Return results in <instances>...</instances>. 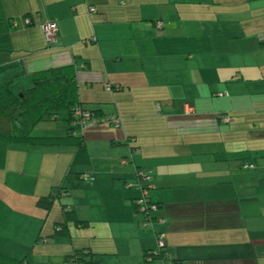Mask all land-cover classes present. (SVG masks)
<instances>
[{"label":"crops","instance_id":"crops-1","mask_svg":"<svg viewBox=\"0 0 264 264\" xmlns=\"http://www.w3.org/2000/svg\"><path fill=\"white\" fill-rule=\"evenodd\" d=\"M0 2L3 16L19 23L30 15L36 22L19 28L20 33L11 32V48L0 50V68L18 62L0 69L4 74L0 84L23 69L32 72L72 64L79 102L111 117L86 128L76 123L75 133L84 139L86 163H72L77 150L73 144L0 142V259H5L0 264H27L24 258L39 243L44 249L58 248L59 257L88 247L101 264L109 257L118 263L120 251L132 241L138 256L156 249L158 233H166L169 258L183 259L185 264H264L263 257L253 261L245 257L247 242H264V190H259L264 182V0H182V6L179 0ZM88 6L96 11L89 13ZM46 21H55L59 28L53 43L43 36L41 26ZM18 37L26 38L18 46L24 58L11 56ZM47 158L50 173L44 171ZM245 162L255 167L240 171ZM33 166V177L18 181L34 204L10 206L8 185L16 169L24 172ZM139 171L149 176L148 195L162 207L164 220L153 223L158 230L153 233L142 229L144 217L133 208L132 200L140 194ZM62 172L63 184L70 173L71 179L82 180L84 174L90 180L86 189H96L97 193H85L78 200L63 187L68 196L64 204L89 225L78 227L69 219V236L44 241L38 238L50 237L58 221L51 213L57 202L49 210L37 205L38 197L55 187L46 188L40 177L52 179ZM108 179L111 184L105 185ZM105 193L120 198L108 204L107 222L103 216L99 221L78 214L80 206L106 210ZM234 201L241 213L253 206L259 210L257 219H247L246 229L242 214L236 228H192L205 222L200 210L204 205ZM174 206L198 207L175 219ZM116 207L124 213L121 219L113 216ZM123 219H128L133 237L129 241L121 234L120 250L109 237L99 236L97 226L103 224L112 233V223ZM69 245L72 251L66 254ZM51 254L47 250L40 256ZM123 264L144 263L136 259Z\"/></svg>","mask_w":264,"mask_h":264},{"label":"trees","instance_id":"trees-1","mask_svg":"<svg viewBox=\"0 0 264 264\" xmlns=\"http://www.w3.org/2000/svg\"><path fill=\"white\" fill-rule=\"evenodd\" d=\"M87 9L89 13L96 11V8L93 6H88ZM25 19L29 20L28 23L23 22L24 19L17 23L11 18L5 19L0 13V50L11 48L10 34L13 30L23 29L36 24L30 15H26ZM14 65H18V62L8 63L1 68L13 67ZM23 79L26 80V83L22 82ZM77 108L91 112L99 120L98 123L111 120L109 115L101 114L98 109L84 108L81 102H79L74 66L72 64L49 67L32 72H27L25 69L21 73L15 72L0 84V142L39 146H65L73 144L77 147V150L73 156L72 163L74 165L86 163L87 155L85 153L83 136L75 133V125L79 121L74 116ZM56 118L63 119L68 124L63 135L45 136L32 134L33 129L39 122ZM81 126L82 128H86V126ZM254 167V164L250 162L242 164V168L253 169ZM139 169L141 170V168ZM260 185L259 190L263 191L264 182H261ZM62 189L57 187L56 191L52 190L47 194L39 196L37 205L49 210L56 198L67 196L66 190ZM139 196L140 194L132 202L134 211L144 217L141 223L143 227H152L156 221L160 222V220H164L163 214L160 213L162 207L159 203L153 201L148 195L146 205H140L136 203V200L140 198ZM150 206H155V210L151 209ZM197 207H171V209L176 210V213L172 211V216L175 219H180L186 216L188 212L196 210ZM60 209L62 219L54 223L50 237H39L38 239L45 241L49 238L69 236L71 233L67 222L69 219H72L78 227L89 225L87 220L76 219L77 216L72 206L62 204ZM200 210L203 212V216H206V220L205 222L201 221L196 227L192 228H203L205 226L212 229H230L241 225L240 206L236 201L222 204H208L204 205ZM169 212L171 213V211ZM156 239L157 248L144 251L143 258L145 261L154 262V260H157L161 264H185L183 259L169 258V255L166 253V243L162 240V233H158ZM95 255V252L90 248L82 247L74 249L70 254H67L65 260H73L77 264H101L96 260ZM245 257L252 261L254 258L264 257V242H247ZM0 260L2 262L5 261V259ZM17 264H24V262L18 261Z\"/></svg>","mask_w":264,"mask_h":264},{"label":"rangeland","instance_id":"rangeland-1","mask_svg":"<svg viewBox=\"0 0 264 264\" xmlns=\"http://www.w3.org/2000/svg\"><path fill=\"white\" fill-rule=\"evenodd\" d=\"M177 1V0H176ZM180 3L182 2V0H179ZM0 5L1 7L3 8L4 10V7H3V4L0 2ZM183 4H179V6H182ZM2 10V11H3ZM5 19H9L11 17H7V16H4ZM14 18L12 17V20ZM12 32H16V33H20V30H13ZM18 39H19V43H18ZM22 39H26L24 37H18L16 38V41H17V47H13L12 48V53H11V56H14V57H19V56H22L23 57V51H20L22 49H20V45L23 44V41ZM3 75L1 72H0V79L3 78ZM22 82H25L26 83V80L23 79ZM24 83V84H25ZM57 120H43L41 122H39L35 128L33 129V132L32 134L33 135H45V136H61V134L63 135L65 133V131L63 132V130H65L64 128H67L68 127V124L65 120L63 119H60V118H56ZM50 132H49V131ZM62 130V131H60ZM9 144V143H8ZM21 160L23 161V158H21ZM47 166L45 167V172L46 173H50V161H49V158H47ZM22 162H20V169L22 167ZM36 167H32L30 169H28V167H26V169L24 170V172L22 170H17L16 169V173L14 174L13 178H12V185H8L9 188H10V193L9 195L7 196V200L11 205H14L15 208H17L18 206L20 207L22 205L23 207V203L26 201V204L28 205V207L32 205V203L34 204V201H32V196H31V193H25L26 192V189L25 186H21V184L19 183V178H24V179H27L29 180V176H31V178L33 177L32 172H34V169ZM240 171L242 172H245V171H251L250 169H242V168H238ZM73 171H77L76 169H72ZM31 173V174H30ZM71 175H74L73 173H70L69 176L67 177V179L64 181V184L62 183L63 179H64V173L62 172L61 174H59L56 178H50L49 179V176H46V177H43L41 176L40 178H44L45 179V182H46V188H51V184L54 185L55 187L53 188L54 191L57 190L56 186H62L63 187H67L68 189V193L69 195H73V196H78V200L81 199V197H83L85 195V193H88L90 194V196L92 195V193H97L96 192V189H90V190H87L86 187H88L89 185V182L90 180H86L87 178V175H83V179L85 180H82L80 178H77L74 176V179H71L70 176ZM26 180V181H27ZM49 180V181H47ZM111 180H105L104 181V184L105 185H109L111 184L110 183ZM127 184V183H126ZM125 184V185H126ZM259 184V182H258ZM48 190V189H47ZM51 190V189H50ZM49 190V191H50ZM63 190V189H62ZM48 191V192H49ZM264 193V192H262ZM43 194H47V193H43ZM104 199H105V205L107 206V211L103 209V207L101 209H98L96 210V206H92L91 208H86V207H82L80 206L78 208V214H83V215H87V216H90V217H95L97 218L96 220H101L102 219V216H103V221L104 222H107V216L109 213V207H108V204L109 205H114L117 203V200H119L120 198L117 197V193H112L110 196L108 195V193H105L104 195ZM68 196H65V197H61V198H56V205L54 207V210L51 212L52 215L57 218L56 220H60V217L62 216V213H61V210H60V207L62 204H64L66 201V198ZM240 203L242 202L241 200L239 201ZM18 205V206H17ZM100 205V204H99ZM258 208L257 206H253L252 208H249V211H242V217H243V222H244V229L247 228V219L248 220H254L255 217L257 219V215H258ZM113 216H115L116 218L118 219H121L123 216H124V213L123 211L121 210V208L119 207H116L113 209ZM138 215V214H137ZM263 216V215H262ZM246 217V219H245ZM124 221H122V223H112V233H110L111 231L108 230L106 227L104 226H100V225H103V224H98L97 226V233L99 234V236H103L102 238H110L113 242H116V247L118 246L119 247V241L122 237H120L121 234H123V236L125 235H128V240L131 241L132 240V237L133 235H130L129 236V232H131V230H128L129 227L127 226V223H128V219H123ZM246 221V223H245ZM257 221V220H256ZM256 221L254 222V224H256ZM124 222V223H123ZM258 225H262V222L258 223ZM142 226V225H141ZM142 228V227H141ZM143 230L145 231H148L150 233H153L155 232V230L157 229H154L152 227H143L142 228ZM243 229V231L245 232V230ZM82 230L84 231H91L90 228H82ZM76 231H77V228L74 226L72 232H73V235L75 234L76 235ZM158 231V230H157ZM110 234V235H108ZM165 234H163L162 236V240L165 241L164 238L165 237ZM154 235V234H153ZM105 236V237H104ZM243 237H246V234H243ZM66 239H64L65 241ZM68 240V239H67ZM154 241H155V244L157 245V239H155V236H154ZM39 245H42V243H39L38 245H36V248H35V252H32L30 253L27 257L24 258V260H26L25 262H27V264H77L75 261L73 260H65L64 259V254L59 257L58 254L60 253L58 248L56 251H53L55 249H50V248H46L47 250H50V252L52 251V254L50 257H47L46 255L44 257H41L40 254L47 251L46 249L44 248H41ZM52 246H59L60 244H51ZM129 247H127L126 249H123L121 252V258H119V261L118 263H115L113 262L114 261V258L113 257H109V262L106 263V264H123L124 262L126 263H129L130 261L131 262H134V260L137 259V261H139L140 263H144V264H155V261L154 262H148V261H145L142 257V253L139 254V256L137 255L138 253H136V243L134 241H132L131 243H129ZM71 245L67 246L68 248V251L66 252L69 253L71 252V248H70ZM70 248V249H69ZM120 249V247H119ZM121 250V249H120ZM50 254V253H49ZM35 257V263L33 262V256ZM137 256V257H136ZM50 259V260H49ZM264 259V257H263ZM50 261V262H49ZM157 261V260H156Z\"/></svg>","mask_w":264,"mask_h":264},{"label":"built area","instance_id":"built-area-1","mask_svg":"<svg viewBox=\"0 0 264 264\" xmlns=\"http://www.w3.org/2000/svg\"><path fill=\"white\" fill-rule=\"evenodd\" d=\"M28 19H24L23 22L28 23ZM156 26H160V23H158ZM42 30L44 32V38L48 43H53L56 41L57 36H58V26L57 23L55 21H46L45 23L42 24ZM109 84H106V87H109ZM74 116L76 117V119H78L80 123V125L89 127L92 126L94 124L98 123V119L96 117L93 116V114L89 111H83L80 108H77L75 110V114ZM225 120V119H224ZM227 121V119L225 120ZM247 167V166H246ZM251 167V166H250ZM138 179L140 181V183H138L139 188H140V198L136 200V203L140 204V205H146L147 197H148V187L147 182L149 181V176L146 175L143 171H139L138 172ZM142 184V185H141ZM130 186V185H128ZM151 209L155 210V206H150ZM163 220H160V222H162Z\"/></svg>","mask_w":264,"mask_h":264}]
</instances>
